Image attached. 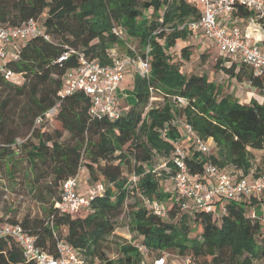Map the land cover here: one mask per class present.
Instances as JSON below:
<instances>
[{"label":"trees","instance_id":"1","mask_svg":"<svg viewBox=\"0 0 264 264\" xmlns=\"http://www.w3.org/2000/svg\"><path fill=\"white\" fill-rule=\"evenodd\" d=\"M198 17L195 7L179 0H0L1 26L19 27L35 19L49 37L29 38L18 57L3 65L20 82L6 80L0 71V165L10 171L16 157H23L32 175L29 189L39 192L41 202H50L43 217L8 224H19L48 254L56 255L57 243L64 241L83 256L85 264H99L114 220L127 208L129 227L138 243L117 244V258L107 264H144L137 246L156 256L171 250L195 264L264 260V225L246 217L251 207H264V195L227 200L225 212L215 218L205 212L180 211V202L163 192V178L170 179L177 171L172 161L176 145L185 153L187 173L201 181L207 163L232 167L245 177L252 169L253 153L264 150V104L254 99L243 104L228 96L220 99L221 87L206 74L183 73L179 60H189L187 46L179 49L181 59H175L177 42L194 34L179 30L178 25ZM114 27L138 39L142 49L149 48L148 79L133 75L134 102L123 106L118 119L91 120L89 97L76 92L64 97L52 117L36 126L35 120L58 101L65 72L76 66L74 55L62 63L58 58L77 50L102 65L110 64V49L124 45L112 32ZM258 44L264 48V35ZM221 56L217 68L239 82L246 79L264 96L263 79L253 77L246 65ZM152 97L157 100L151 101ZM52 122L57 127L46 130ZM183 123L211 144L209 155L194 149ZM155 158L161 159L166 172H154ZM81 167L88 174L84 190L97 184L104 190L90 201L84 216L59 215L54 204L60 183L77 178ZM134 193L136 202L127 205ZM146 201L163 204L167 217L153 215ZM0 264L35 263L23 258L13 238L2 237Z\"/></svg>","mask_w":264,"mask_h":264},{"label":"built area","instance_id":"2","mask_svg":"<svg viewBox=\"0 0 264 264\" xmlns=\"http://www.w3.org/2000/svg\"><path fill=\"white\" fill-rule=\"evenodd\" d=\"M195 7L199 12L196 20L185 21L178 29H188L192 33L210 40L220 55L230 62L246 65L253 77L264 81V48L256 37L248 33L249 23L260 25L264 30V0H179ZM244 11L246 14H242ZM250 29V28H249ZM112 32L119 38L123 35L121 28L114 27ZM49 37L39 27V20L30 19L19 27H3L0 25V71L6 80H12L15 74L3 69L6 61L15 60L19 49L29 38ZM148 46L141 55L124 59H113L110 64L102 65L96 59L88 58L83 52L69 50L61 55L57 62L68 60L71 55L76 57V66L69 69L63 76V85L58 92V101L43 116L35 120L39 126L44 119H49L59 108L64 97L82 92L89 97L88 115L91 120L106 118L118 119L124 109L118 96V87L124 75L133 71L134 74L148 79L149 62ZM143 54V55H142ZM184 104L183 98H176ZM151 101L157 100L150 98ZM180 123V122H179ZM187 138L194 149L209 155L210 144L202 140L187 123L181 124ZM185 153L176 145L173 165L175 174L170 178L176 199L180 202V211L205 212L213 217L225 212L224 203L227 200L259 198L264 195V173L258 177L236 176L227 169H221L212 163H207L204 169V181L197 176H190L185 166ZM135 176L132 182L135 181ZM77 179L68 178L60 183V196L54 207L59 215L68 214L76 217L84 211L90 201L104 190L102 184L88 187L84 192L77 190ZM145 204L153 215L162 219L167 217L163 204L157 201H146ZM258 207V208H257ZM246 217L264 225V207H251ZM52 219V217H51ZM13 238L23 254V258L35 264H85L83 256L72 249L64 241L56 245V255L48 254L35 245V238L28 235L19 224L0 223V238ZM142 255H152L146 247L137 246ZM152 264H195L189 258H182L175 263L169 253L153 256Z\"/></svg>","mask_w":264,"mask_h":264},{"label":"rangeland","instance_id":"3","mask_svg":"<svg viewBox=\"0 0 264 264\" xmlns=\"http://www.w3.org/2000/svg\"><path fill=\"white\" fill-rule=\"evenodd\" d=\"M249 25L251 26L250 29H252L251 35L256 38L258 37V40H260L264 35L263 28L260 25H254L253 23H249ZM120 39L123 40L124 45H115L108 52V57L111 61L113 59H124L135 55H141L143 49L138 39L128 37L124 32ZM186 46L189 48L191 53L190 58L187 61L179 60L181 59L179 49ZM174 51L175 59L181 61V70L183 73L188 76L191 74H206L209 80L221 87L220 99L228 96L241 101L243 104H248L251 99L264 104L263 94L257 89L252 88L246 79L243 78V80L239 82L237 79L227 76L223 71L215 66L218 59H222V56L210 40L201 37V35L193 34V36H189L186 41H178ZM228 64H230V62L226 63V65ZM133 75V71L127 72L119 84L118 96L120 97V103L122 106L126 104L131 105L135 100V96L132 91ZM12 80L18 82L21 81L20 77L17 75H15ZM55 127H57V124L52 122L47 125L46 130L51 131ZM64 139H68L67 133H64ZM16 158L17 159L12 163L10 171H8L7 165L6 169L0 165V223H10L13 220L20 221L24 217L41 218L44 216V209L48 210L50 206V202H41L42 198L39 196L38 191L35 192L34 189H29V178L32 177V175L26 165L25 159L19 156ZM152 165L154 172L157 173V175H159L160 172L164 173L167 169L164 167L160 158H155ZM256 169L259 171L256 172ZM263 169L264 150L254 152L252 158V169L246 176H254V173L261 174V171L263 173ZM227 170L233 175H242L240 171L237 172L232 167ZM76 179L78 185L77 190L78 192H81L84 190L88 180V174L84 167L80 168ZM162 188L166 195L171 194V198H176L170 179L163 178ZM135 202V193L134 195H130L126 200L127 205H134ZM127 211L128 209L124 208L118 218L114 220V227L110 229L111 233L108 238V248L105 253L106 258L104 257L103 262L99 264H107L108 261H112L117 258V244L127 242L132 244L138 243L137 240L134 242L135 236L129 227ZM86 212L87 211L84 210L78 215L84 216ZM262 234L264 237V229ZM167 252L170 254V259L175 263L181 261L182 258L179 257L176 252L171 250ZM142 256L144 264H151L153 256H155V252H153L152 255ZM253 264H264V260L255 261Z\"/></svg>","mask_w":264,"mask_h":264},{"label":"crops","instance_id":"4","mask_svg":"<svg viewBox=\"0 0 264 264\" xmlns=\"http://www.w3.org/2000/svg\"><path fill=\"white\" fill-rule=\"evenodd\" d=\"M249 28H251V26H250ZM249 28H248V33L251 35V31H252V29H249ZM257 39H259V38L257 37ZM123 106H125V105H123ZM82 192H84V190L81 191L80 193H82Z\"/></svg>","mask_w":264,"mask_h":264}]
</instances>
